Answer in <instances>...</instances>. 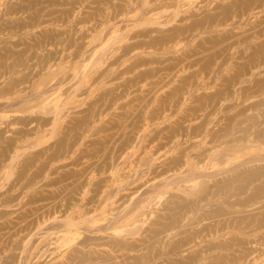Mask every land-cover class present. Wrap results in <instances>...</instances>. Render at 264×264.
Instances as JSON below:
<instances>
[{"label": "rangeland", "instance_id": "1", "mask_svg": "<svg viewBox=\"0 0 264 264\" xmlns=\"http://www.w3.org/2000/svg\"><path fill=\"white\" fill-rule=\"evenodd\" d=\"M0 264H264V0H0Z\"/></svg>", "mask_w": 264, "mask_h": 264}]
</instances>
